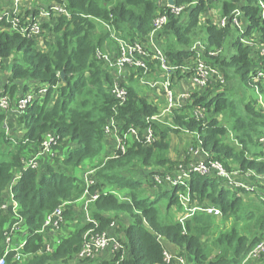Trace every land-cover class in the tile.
Segmentation results:
<instances>
[{"label":"trees","instance_id":"trees-1","mask_svg":"<svg viewBox=\"0 0 264 264\" xmlns=\"http://www.w3.org/2000/svg\"><path fill=\"white\" fill-rule=\"evenodd\" d=\"M43 1L63 4L69 14H59L56 21H45L44 33L37 37L11 30L7 18L0 22L3 28H0V66L11 70L12 83L6 86V91L12 101L33 88L37 92L48 86L47 92L44 95L38 93L22 115L10 116L0 110V146L4 147L0 151V197L15 172L22 168V160L40 152L46 134L58 135L59 144L52 148L56 155H40L39 168L29 167L14 185L19 209L17 216L13 211L0 212V255L4 251V227L20 217L28 238L23 253L33 255L20 262L14 257L15 253H11L7 256V264L67 263L77 258L86 231L95 228L115 236L110 232L111 224L119 219L120 213H125L131 220L128 224H120L122 248L111 252V258L102 264H179L176 260H165V246L169 244L170 249L184 256L189 264H242L249 251L262 239V185L257 183L255 190H246L239 195L241 190H231L216 177L193 173L189 181L190 205H214L221 209L222 215L196 211L182 224L168 218L170 209L180 206L178 192L186 193V187L176 186L171 193L166 191L168 189L161 190L157 199H150L143 196L145 188L141 187V181L136 182L122 172L130 167L138 168V172L141 174L142 171L145 180L152 184L149 178L153 170L147 167L169 165L173 170L177 162L169 155L170 134L184 129L197 133L210 158L221 162L226 169L238 167L264 174V161L257 159L262 154L258 148L259 138L264 136V109L252 97L243 102V111L239 112L229 92L236 80L251 86L249 82L260 57L256 46L245 41L264 42V18L260 6V1L264 4V0H175L176 7L186 6L178 15L166 7V0L164 5L159 4V0ZM3 3L11 5V1ZM237 7L243 11V29L231 21ZM211 8H215L221 18L228 17L225 26L216 24L211 18L202 21L201 16ZM36 13L39 14V7L33 14ZM160 14H167L168 21L157 33L156 41L172 65L188 63L198 52L192 50L195 42L200 41L204 46V51L200 52L202 58L222 71L225 78L224 84L214 82L197 92L191 104L174 109L171 116L176 125L174 129L161 121L148 120L159 114V106L131 80L129 84L123 80L128 95L126 102L121 104L111 93L115 79L110 68L95 57L97 48H103L111 39L115 41L114 34L130 42H147L154 30V20ZM41 36L45 40L42 45ZM211 51L215 54H209ZM14 54L11 64L8 58ZM62 71L66 73L64 81L60 77ZM136 73L140 78L144 71L133 72ZM174 75L184 76L181 71ZM57 84H61L59 96L53 101L51 97ZM197 105L206 109L203 118L191 112ZM12 117H17L25 129L17 140L7 134L9 128L15 126ZM111 119L124 126V130L135 128L141 138L151 127L158 140L153 145L132 141L126 152L118 151L117 157L97 159L103 151L105 126ZM230 137H234L237 143H233ZM89 164L96 170L90 176L94 180L90 186L82 176L83 168ZM78 170L81 175H77ZM112 188L130 195V200H120ZM107 189L113 191L105 192ZM85 191L91 196L98 194L91 209L97 225L94 222L80 223L68 233L70 227L67 224L74 216L72 204L81 199ZM250 192L257 194L263 203L260 213H256L255 201L245 199ZM164 195H170L165 206L166 218L162 217L159 201ZM63 203H66L63 210L66 224L61 229L66 232L48 229L41 232L46 215ZM231 218L236 221L229 227ZM237 219L256 220L258 233L250 230L248 224L241 226ZM212 233L216 249L214 256L210 255ZM17 234L14 241L23 237L19 232L18 239ZM48 240L53 246L51 253L43 249ZM40 250L45 253H39Z\"/></svg>","mask_w":264,"mask_h":264},{"label":"built area","instance_id":"built-area-1","mask_svg":"<svg viewBox=\"0 0 264 264\" xmlns=\"http://www.w3.org/2000/svg\"><path fill=\"white\" fill-rule=\"evenodd\" d=\"M6 0H0V22L4 18L8 19V22L11 23V30H14L18 33H21L25 36L35 35L36 37L41 35L44 31L43 28V19L52 22L56 21L59 14H69L65 9L63 4L59 3H49L41 8L39 14H33L27 19L23 20L21 11L18 6V0H12L11 5L8 6L3 3ZM165 0L163 1V3ZM260 6L262 10V16L264 18V4L260 1ZM166 7L171 9V12L174 14H180L186 6L176 7V5L171 6L166 0ZM217 18L213 19L216 24L220 26H225L228 22V17H220L215 13ZM243 16V11L240 7H237L233 11L231 21L235 26L243 29L245 27V19ZM44 20V22H45ZM168 16L167 14H160L154 20V30L150 33L147 42H130L128 40L121 39L116 37L115 34L113 38L117 42V53H110L105 50L97 49L95 57L100 62H104L107 67L110 68L115 82L111 89V93L119 100L122 104L126 102L128 91L127 88L123 85V77L125 78L126 71L128 68H137L143 69V76L149 78H155L153 80H146V84L149 85L152 89L156 88L158 92H162L165 95L167 102V107L165 108L166 113L174 109H182L188 103L193 102V94L209 86L214 82L220 84L225 83L224 75L217 67L212 66L201 56V51H204L203 44L199 41L197 42L192 50H197L196 55L189 60L188 63L181 66H172L169 63L164 49L157 43L156 36L159 30L167 23ZM2 28V27H0ZM3 29V28H2ZM243 32V31H242ZM40 44L44 42L43 36L39 37ZM246 43L250 45H255L258 51L260 60L255 67V71L249 84L255 89L259 90L260 82L264 81V42H258L254 44L253 41L246 40ZM209 54L214 55L215 52L211 51ZM258 57V58H259ZM155 63L160 68V76H152V70L150 69V64ZM178 71H181V74L184 76H189L192 84L197 88L194 91L189 89L178 90L176 83L178 82L174 74ZM48 86H43L36 92V89L33 88L31 91H28L23 97H19L16 101H12V97L5 92H0V110L6 111L10 116H19L24 114L25 110L30 106V104L37 97L38 93L45 94L47 92ZM206 109L197 105L192 113L196 114L201 118L204 117ZM149 121H161L159 114L148 118ZM7 124V121H6ZM176 128V127H175ZM116 130H119V135L122 136L119 143L121 144L119 150L126 151L128 147L127 135L131 134L134 137V141L142 142L145 144H151L155 141L156 136L151 127H148L145 131L144 138L140 137L138 130L131 127L128 130H124V126L118 125L115 119H111L108 124L105 126L106 133H112ZM185 133L189 134L193 139V145L190 147L193 154L183 163H181L176 170H172L174 176L169 175L170 173L163 174H153L152 181L160 189L174 188L176 186H184L187 191L181 196V204L183 209H185L186 214L179 220L180 223H184L186 219L191 217L196 211H202L210 215L221 216L222 211L220 208L214 205L199 206L197 204L190 205L191 197L189 193V181L193 173H199L201 175L216 177L219 179L221 184L230 188L231 190H247L253 191L256 188V183L264 184V174L256 173L253 170L244 171L240 168H233L231 170L226 169V167L219 161H214L210 158L208 151L203 148V142L199 135L195 132L184 130ZM124 136V138H123ZM59 136L55 133H48L42 143V148L40 152L35 154L30 158L22 160L21 171L14 175L11 180L10 185L8 186L6 195L0 197V212H10L13 211L15 216L18 214L19 203L15 200L14 185L18 184L22 178V173L26 171L29 167L39 168L40 163L38 157L45 154H53L56 152L52 148L56 147L59 141ZM261 151V156L257 159L264 161V136L259 138ZM202 154L204 156L203 161L194 160V157ZM54 156V155H53ZM193 157V159H192ZM17 172V171H16ZM90 180L94 183V180L91 178H86L87 183H90ZM89 186V184H88ZM241 194L240 191L238 192ZM98 194L92 195V200H96ZM63 205L58 206L50 213L46 215L45 225L43 231L50 230L55 232L59 230L64 222L63 214ZM23 219L20 217L12 225H9L4 232L5 240L3 254L0 255V264H7V256L11 253H15L14 257L16 260L20 261L24 258L25 253L23 250L27 245L28 238H21L19 241H14L16 234L20 231L24 232V229H21ZM114 223L111 225L113 226ZM121 245V244H120ZM117 237L109 235L106 231L99 232L95 228L89 229L84 235V241L80 252L78 253V258L80 259H91L96 258V256L103 250L110 248L112 251H118L120 247ZM114 247V248H111ZM46 252H50L53 249L52 244L47 241L43 248ZM113 253V252H112ZM264 254V234L260 242H258L247 254L245 260L242 264H246L250 261H258L261 256ZM164 257L167 262L176 260L179 264H189L184 256L177 255L173 251H164ZM93 258V259H94Z\"/></svg>","mask_w":264,"mask_h":264},{"label":"rangeland","instance_id":"rangeland-1","mask_svg":"<svg viewBox=\"0 0 264 264\" xmlns=\"http://www.w3.org/2000/svg\"><path fill=\"white\" fill-rule=\"evenodd\" d=\"M40 1L41 0H18V6H19V9L21 11L23 20H25L28 17H30V16L33 15V13L35 12V10L37 8L36 6H39ZM163 1L164 0H159L158 3L164 5L163 4ZM13 3H15V0L13 1ZM22 8L24 10L27 9V8H30V9L28 11H22ZM39 11H41V8L40 7H39ZM215 13H217L216 9L215 8H211L207 13H204L201 16L202 21L203 22H207V20L210 19V18H211V20L217 18V16H215ZM44 20L45 19H43V24L45 23ZM45 21L47 22L48 20H45ZM42 33H44V31ZM197 42H199V41H197ZM197 42H195V44ZM164 46H166V44H164ZM117 48H118L117 42H115V41L113 42L112 39H111V41L110 42H107L104 45L103 48L100 47V48H97V49L105 50L107 52H110V53L112 52V53H115L116 54L117 53ZM15 56L16 55L14 54L10 58H8V61L11 64L13 63ZM172 66H175V65H172ZM138 70L139 69H137V68H128L127 69L125 78L123 77L125 84H129L130 83V80L133 81V83L136 85V87L139 88L143 94H145L146 96H149V98L150 97L152 98V96L150 94H153L156 97V99H158L160 97V95H162L158 100H154L153 98H152V100H153V102L155 104H158V106H159V118L161 120H163V124L165 126H169V127H171V128L174 129L176 127V125H174V123L172 122V118H171V116H172V110L170 112H167V113L165 111V108L167 107V102H166V99H165V95L162 92H161V94H157V90H154V92H152L153 89H151V87L146 84V80H153L155 78H149V77H146V76H142V77L139 78V75L137 73L135 75L133 74L134 71L137 72ZM160 75H161V73H159L158 76H160ZM131 78H133V79H131ZM10 82L12 83V81H11V71H9V68L7 69L6 67H3V66L1 67L0 66V92H5V93H8L9 94V92L6 91V86ZM262 83H264V81ZM262 86L264 87V85H261L260 88H259V90L257 91L255 89L251 88V86H245L243 84H240L238 82V80H236V84L232 85L229 88V92H230V95L233 98V100L236 102V107H237V109H238L239 112H242L243 111V108H244L243 102L246 99H249V98H252V97L256 98L258 100V102H259V106H262V108L264 109V91H262ZM59 87H61V84L55 85V89L53 91L51 100L55 101L58 98V96H59V91H58ZM29 91H31V90H29ZM196 93H197V91H196ZM196 93H194L193 96ZM189 104H191V103H189ZM195 107L196 106H194L192 108V110L190 109L191 112L194 110ZM12 119H13V121L15 119L16 122H19L17 117H15V118L12 117ZM24 131H25L24 128H22V127L19 128L18 125H15V129L11 128L10 130H8L7 134H8V136H11L14 140H17L18 137H20L23 134ZM184 134H185L184 133V129H182L180 132H172L170 134V147H169V151L170 152H169V155H170V157H171L172 160H174V161L177 162V164L174 165V167H173L174 169L173 170H176V168H178V166L181 163L185 162L190 157V155L192 156V154H193L192 150L190 149V147L193 145V139L191 137H189L190 138V144L188 145L187 151L185 152V150L184 151L182 150L183 149L182 148V145H183L182 140H183ZM112 136H113V132L112 133H106V131H105V137H104L103 143L109 144L110 143V140L112 139ZM123 138H124V136H123ZM173 138H174V141L178 140L177 146H175V142L172 140ZM120 139H122V136L119 135L118 136V144H117V146L115 148L116 150L113 149L111 151H105L102 154H100L99 156H97V159H99L101 157H105V159L107 160V159H111V158L117 157V155H118L117 153H118L119 147L121 145L119 143ZM157 140H158V136H156V138H155V141H157ZM230 140H232L233 143H237V141H236V139L234 137H230ZM154 142H152L151 144H147V145H153ZM129 144L130 143H128V145ZM3 148H4L3 146H0V151L3 150ZM125 150L127 151V147H126ZM261 150L262 149H261V146H260L258 148V151L260 152ZM121 152H124V151H121ZM48 155L49 156H53V155H55V153L48 154ZM0 159H1V157H0ZM87 162H89V160ZM170 167L171 166H169V165H166V166H156V167L155 166H151V167H147V169H152L153 170V174H160L161 172H163V174L170 173L169 175H171V174H173V172H172V169H170ZM123 170L124 171L122 172V175H124L126 177H130L133 180L136 178V175L138 173H140V172H138V168H132V167H130V169H123ZM95 171L96 170H93L92 169V164H89V165H87V167L85 169H83L82 174L84 176L85 172H88L89 175L91 176L92 174L95 173ZM141 174H144V173L141 171ZM77 175H81V170H78L77 171ZM152 175H150L151 177L149 178L150 179V182L152 184L148 183L145 180V178L144 179H141V180L135 179L136 182L141 181L143 183L142 186H141L142 188H145V193H144L143 196L144 197H147V198H150V199H154V198L157 197V195H156L157 189L155 190V188H159L158 186H156L153 183V181H152ZM171 176H174V175H171ZM88 184H89V186L91 184H93L92 180H90V183H88ZM258 184H260V183H258ZM260 185H262L263 188H264V184H260ZM112 189H115V192L119 195L120 200H126V201L130 200V195H128L126 193L124 194V193L120 192L117 188H112ZM112 189L111 190L107 189V191H105V192H112L113 191ZM166 189H168V190H166ZM166 189H160L159 188V191L166 190V191H169L171 193L172 188H166ZM243 191L246 192L245 190H242V191H240V193H244ZM262 191H264V190H262ZM259 192H261V191H259ZM98 193H100V192L98 191ZM184 193L185 192H178V194H179V202H180V206L181 207L175 205V206H173L170 209V216H169L168 219L171 220V221H173V222H178L183 217V215L186 214V211H185V209H183L184 207L181 204V196H180V194H184ZM169 196L166 197V195H164L162 197V199H159V201L161 200L160 201V206H161V210H162V214H163L162 217H164V218H166L165 217L166 216L165 206L167 204V200H168ZM245 199L247 201L248 200L255 201L256 204H257V207H258L256 213H260V210L262 208L263 203L258 198V195L257 194H255L253 192H250V196H247ZM61 205H63V208H64L65 205H66V203H63ZM93 205H94V200L93 201H90L89 202V205H87V209L85 210L87 212V213L85 212V215H86V221H85V223H92V222H94V224L97 225L96 221H94L93 217L91 216V209L95 206V205L94 206ZM75 216H76L75 219H74L75 222L74 223H71L70 222L69 224H67L69 227L74 226L75 223H76V225H78L80 223H84L82 221V215L81 214H79V215L78 214H75ZM119 216L120 217H119L118 220H114V222H113L114 224H113L112 227L116 226V224L123 225V224H128L129 223L130 220H128V221L127 220H124L125 218L128 217V215H126L125 213H120ZM77 217H78V220L76 221V218ZM64 221H65V218H64ZM229 221H230V225H229V227H230L236 221V218H231ZM238 222H239V224L241 226H244V225L248 224L250 230L258 233L257 230H256V227H255L256 220L255 221L254 220H252V221L250 220L249 221V220H240L239 219ZM64 223L65 222H63L62 225ZM4 228L6 230L8 228V225L6 227H4ZM61 228H62V226H61ZM61 228L58 231H61L62 233H65L66 232V229H61ZM85 233H84V235H85ZM263 234H264V230L262 231V234H261L262 237H263ZM213 236H214V233L211 234V240H210V255L211 256H214L216 254V249L213 246L215 244V241H214ZM17 238L18 239L20 238V234L19 233L17 234ZM117 240H118V243L120 245L122 241L118 237H117ZM120 247H121V245H120ZM111 248H114V247H111ZM165 250L171 252V250H170V248L168 246L165 247ZM52 251H53V249L50 252H46V253H51ZM111 252H115V251H111ZM39 253H45V252H42V250H40ZM32 255H33V253H25L24 258L20 262H25L26 259L30 258ZM261 257L263 258L264 255L261 256ZM93 258H91V259H80V261L83 262L84 264H86V263H89L90 260H94L95 259V258L94 259ZM258 261H261V258ZM60 262L64 263V261H60ZM254 263H255V261H250V262H247L246 264H254Z\"/></svg>","mask_w":264,"mask_h":264},{"label":"crops","instance_id":"crops-1","mask_svg":"<svg viewBox=\"0 0 264 264\" xmlns=\"http://www.w3.org/2000/svg\"><path fill=\"white\" fill-rule=\"evenodd\" d=\"M6 1H12V0H6ZM41 3V4H40ZM40 3H39V6H36L37 8L38 7H40V8H42L43 6H45L46 5V2L45 1H43V0H41L40 1ZM48 3V2H47ZM30 8H27V9H23L22 8V11H28ZM54 23V22H53ZM152 65V67H150V69L152 70V76H158L159 75V73H160V68L158 67V65L157 64H155V63H152L151 64ZM150 65V66H151ZM9 71H11L10 69H9ZM176 80L178 81L177 83H176V87H177V89L178 90H181V89H189V90H191V91H194V90H196L197 88L192 84V82H191V80H190V78H189V76H183V77H178V78H176ZM152 89V88H151ZM154 90H157L156 88H154L153 90H152V92H154ZM157 94H161V92H158L157 91ZM151 96H152V98L154 99V100H158L162 95H160V97L158 98V99H156V97L153 95V94H150ZM151 98V97H150ZM151 98V99H152ZM156 102V101H155ZM14 118V117H13ZM14 123H15V125H18L19 126V128L21 127L20 126V124L18 123V122H16V120L14 119ZM13 129H15V126H14V128ZM9 130H10V128H9ZM185 133V132H184ZM118 136H119V130H116L115 132H113V136H112V139L110 140V143L109 144H107V143H103V151H102V153L103 152H105V151H111V150H113V149H115L116 148V146H117V144H118ZM189 137H191L189 134H187V133H185L184 134V136H183V140H182V143H183V145H182V150L184 151L185 150V152L187 151V148H188V145L190 144V138ZM173 141H174V138L172 139ZM132 141H134V137L131 135V134H128L127 135V142L128 143H130V142H132ZM175 142V146H177V144H178V140H176V141H174ZM116 150V149H115ZM181 152V151H180ZM184 152V153H185ZM101 153V154H102ZM99 156V155H98ZM102 159H103V157H101ZM192 159H193V157H192ZM199 160V161H203V159H204V156L202 155V154H200V155H197V156H195L194 157V160ZM87 166H85L83 169H85ZM21 171V168L20 169H18V171L17 172H15V174H17L18 172H20ZM82 176H83V174H82ZM83 178H84V180L86 181V178H91L90 177V175H89V173L88 172H85V174H84V176H83ZM135 179H139V180H141V179H144V176H143V174H140V173H138L137 175H136V178ZM87 182V181H86ZM88 185V184H87ZM88 187V186H87ZM8 189V188H7ZM7 189L3 192V194H2V196L1 197H4L5 195H6V192H7ZM87 190V189H86ZM156 190V189H155ZM159 193V190H157V193H156V195ZM90 201H93L92 200V196L87 192V191H85L84 192V194L82 195V197H81V199H79V200H77L74 204H73V212H74V216H73V218L71 219V223H74L75 222V214H81L82 215V221L85 223V221H86V215H85V210L87 209V205H89V202ZM94 202H95V200H94ZM87 213V212H86ZM78 220V217L76 218V221ZM124 220H131L130 219V217H127V218H125ZM130 222V221H129ZM230 224V223H229ZM77 225H76V223L74 224V226H71L69 229H68V233L71 231V230H73L75 227H76ZM21 229H23V227H21ZM21 233H22V235L24 236L23 238H25V236H26V231H24V232H22V231H20ZM110 232H111V234H114L115 235V237H118L121 241H122V238H123V233H122V229H121V227H120V224H116V226H114V227H112L111 226V229H110ZM55 237H56V235H55ZM22 238V239H23ZM49 241V240H48ZM164 241V239H162V242ZM165 243V242H164ZM166 244V243H165ZM166 247V246H165ZM168 247L170 248V244L168 245ZM171 250V249H170ZM111 249L110 248H107V249H105V250H103V251H101L97 256H96V258L94 259V260H90V262L89 263H86V264H102V262L103 261H105L106 259L108 260V259H110L111 258V255H112V253H111ZM172 251V250H171ZM255 263L256 264H264V261H255ZM254 263V264H255ZM54 264H84L83 262H81L80 261V258H78V255H77V258H74V259H72V260H69L67 263H62V262H58V263H54Z\"/></svg>","mask_w":264,"mask_h":264},{"label":"water","instance_id":"water-1","mask_svg":"<svg viewBox=\"0 0 264 264\" xmlns=\"http://www.w3.org/2000/svg\"><path fill=\"white\" fill-rule=\"evenodd\" d=\"M167 1H168L169 5H171V6L175 5V0H167ZM60 77H61L62 81H64L65 77H66V73L64 71L60 72Z\"/></svg>","mask_w":264,"mask_h":264},{"label":"clouds","instance_id":"clouds-1","mask_svg":"<svg viewBox=\"0 0 264 264\" xmlns=\"http://www.w3.org/2000/svg\"><path fill=\"white\" fill-rule=\"evenodd\" d=\"M37 14V13H36Z\"/></svg>","mask_w":264,"mask_h":264}]
</instances>
